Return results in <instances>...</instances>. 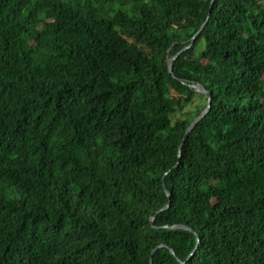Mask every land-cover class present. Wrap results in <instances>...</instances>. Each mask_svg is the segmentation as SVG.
<instances>
[{
    "label": "trees",
    "instance_id": "1",
    "mask_svg": "<svg viewBox=\"0 0 264 264\" xmlns=\"http://www.w3.org/2000/svg\"><path fill=\"white\" fill-rule=\"evenodd\" d=\"M0 264H264V0H0Z\"/></svg>",
    "mask_w": 264,
    "mask_h": 264
},
{
    "label": "water",
    "instance_id": "2",
    "mask_svg": "<svg viewBox=\"0 0 264 264\" xmlns=\"http://www.w3.org/2000/svg\"><path fill=\"white\" fill-rule=\"evenodd\" d=\"M212 1L213 0H209V8H210V5L212 4ZM207 19V16L204 20V22L202 24H200V26L198 27V30L195 32L194 35H192V37L190 38V42L194 39L195 35L197 34V32L201 29V27L203 26V24L205 23ZM189 45H186L184 46L180 51L186 49ZM179 52L175 53L173 56H171L167 62H166V66H167V69L170 70V66H171V62L172 60L174 59V57L178 54ZM191 88H193L195 91L203 94L206 98V104H205V107L203 108V110L195 117L193 118L189 123L188 125L186 126L184 132H183V135H182V138H181V142L184 140V138L187 136L188 132L192 129V127L194 126V124L200 120L202 118V116L206 113V111L208 110L209 108V105H210V98H209V94L208 92L200 85L198 84H193V85H189ZM167 205L165 204L164 206L161 207V209L165 208ZM152 219V218H151ZM150 219V221H151ZM173 227H181L180 225H177V226H173ZM169 251L172 253V251L169 249ZM151 256V254H150Z\"/></svg>",
    "mask_w": 264,
    "mask_h": 264
},
{
    "label": "rangeland",
    "instance_id": "3",
    "mask_svg": "<svg viewBox=\"0 0 264 264\" xmlns=\"http://www.w3.org/2000/svg\"><path fill=\"white\" fill-rule=\"evenodd\" d=\"M200 101L198 98H194L191 104L186 105L181 111H176L172 117H183L186 111H192Z\"/></svg>",
    "mask_w": 264,
    "mask_h": 264
}]
</instances>
